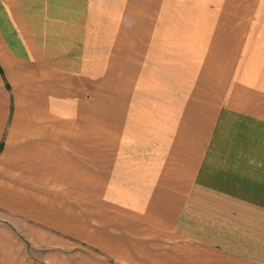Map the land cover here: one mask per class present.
Returning a JSON list of instances; mask_svg holds the SVG:
<instances>
[{
  "label": "crops",
  "instance_id": "0c3cea01",
  "mask_svg": "<svg viewBox=\"0 0 264 264\" xmlns=\"http://www.w3.org/2000/svg\"><path fill=\"white\" fill-rule=\"evenodd\" d=\"M48 1L0 0V264H264V0L148 37L200 61L157 74Z\"/></svg>",
  "mask_w": 264,
  "mask_h": 264
},
{
  "label": "rangeland",
  "instance_id": "374dc122",
  "mask_svg": "<svg viewBox=\"0 0 264 264\" xmlns=\"http://www.w3.org/2000/svg\"><path fill=\"white\" fill-rule=\"evenodd\" d=\"M43 2L54 1L43 0ZM57 2H69L73 6H77V9L71 11V18H73L75 29L80 28L79 31H82L83 34V46L80 53L83 54L90 50L91 54L96 57L104 55V59L99 58L98 60L105 61V65L108 66L107 71H113V66L120 63V59L115 57L114 51L116 49L156 51L153 47L155 43L152 42V39L149 41L148 37L164 34L169 35L172 39L173 35H181L183 32L176 33L177 29H181L183 26L174 24H184V19H191V15L207 9L212 12L211 18H218L217 16H226V12L229 11L231 13L239 12L242 8V0H57ZM143 4L159 7V9L145 11L143 9L126 8ZM69 10L63 9V16L70 20ZM45 13H49V10ZM51 15L58 19L61 18L60 15H57V12L55 15ZM169 23H172V25ZM131 33L136 34L134 42H126V40H129ZM120 40L123 41L120 42ZM78 43L77 35H75V48ZM185 47L187 48V45ZM164 48L166 49V47ZM142 51L141 53L138 52L140 53L137 57L138 65H151L150 67L156 71V74L158 70L163 68L162 66H167L165 60L169 62L179 60L182 65L186 61L191 65L194 64L195 68L200 62H198L199 59L188 55L185 57L178 55V58H172L171 55L168 57L166 53L165 57L161 47H158L157 54L153 52V56L149 57L144 56ZM175 53L174 55H176ZM133 60H136V58ZM163 70L166 71L165 68ZM110 91L112 96L114 93L113 87ZM87 97L91 98L93 94L89 93L85 98ZM158 97L161 98L160 95ZM0 217L5 218L2 214H0ZM28 253L29 251H27Z\"/></svg>",
  "mask_w": 264,
  "mask_h": 264
},
{
  "label": "trees",
  "instance_id": "16d2710c",
  "mask_svg": "<svg viewBox=\"0 0 264 264\" xmlns=\"http://www.w3.org/2000/svg\"><path fill=\"white\" fill-rule=\"evenodd\" d=\"M23 241H24V239L23 238H21Z\"/></svg>",
  "mask_w": 264,
  "mask_h": 264
}]
</instances>
